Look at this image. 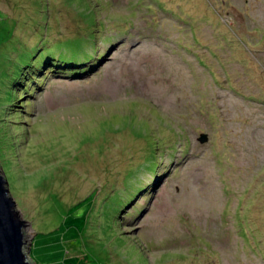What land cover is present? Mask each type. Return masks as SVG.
<instances>
[{
	"label": "rangeland",
	"instance_id": "1",
	"mask_svg": "<svg viewBox=\"0 0 264 264\" xmlns=\"http://www.w3.org/2000/svg\"><path fill=\"white\" fill-rule=\"evenodd\" d=\"M95 37L94 68L38 66L5 94L40 41L88 57ZM0 142L33 264H264V0H0ZM137 173L124 238L97 257L92 202L66 228L67 208Z\"/></svg>",
	"mask_w": 264,
	"mask_h": 264
},
{
	"label": "trees",
	"instance_id": "2",
	"mask_svg": "<svg viewBox=\"0 0 264 264\" xmlns=\"http://www.w3.org/2000/svg\"><path fill=\"white\" fill-rule=\"evenodd\" d=\"M104 2V1H103ZM106 3V2H104ZM107 4V3H106ZM109 17H113V13L110 15L107 14ZM116 21V20H115ZM123 28V26H121ZM118 28V27H116ZM105 37V36H104ZM96 38V37H95ZM52 39V38H51ZM87 40V42L84 41V50L82 52H85L86 55L89 57L90 56V52L85 51L86 48H89L90 44L92 43V45L95 48V42H93L90 39H85ZM39 44L43 45V51H45V55L40 56L39 57V53L37 54V50L39 49ZM39 44L37 45V48L32 51L31 53V57L28 58V60L23 63L22 65L18 64L16 65L14 68H12L11 70L9 69L8 71H11L12 74V78H11V82H10V88H6L5 90V94H7V96L12 97V99L15 98H21V96L23 95L24 92L26 91H31L34 85V78L35 77H31L32 74L36 75L40 69L37 68L38 66L41 67L43 65H47L49 66L48 68H53L56 66V68L58 69H62V65L64 66L67 65V69L65 72H72L75 74V71L78 72V69L76 70H71V66L72 63H75L74 65H81L83 63L78 64V60H80V53L81 51L75 50L73 46H71V44H67L68 45V50L65 51L63 48L64 43L60 42V41H53V40H48V41H40ZM88 53V54H87ZM86 57V56H84ZM87 58V57H86ZM46 71V68H45ZM25 72V75H30L31 78H28L24 81V78L22 79V83H20V77L21 74H23ZM38 77V76H37ZM40 78V77H39ZM12 102L8 103L7 105L11 104ZM16 105H14L15 108ZM17 114L22 113L21 110H17L16 111ZM16 115V114H15ZM15 115L13 116L14 118ZM2 142H0V148L3 147L1 145ZM1 151V149H0ZM157 166V162L156 160H153L152 162H150V164L148 165H144L143 169L140 171L142 174H144L145 172H149L153 175H155L156 173V167ZM109 168H107L110 171V168H112L111 166H107ZM115 174L113 173L111 177H114ZM139 174H136V178L133 180L132 183L128 184L127 180L133 176H135L134 174L128 176L127 178L124 179V183H125V194L121 195L118 190L117 192H108L103 190V194L101 195V191H100V185L99 186H95L93 188H91L89 191V194L86 196V198L82 197L81 199H78L77 202H74L70 207H68V212H70L71 215H68V217L65 218V222L63 223L64 226L63 227H71L74 222H76L78 220V217H75L73 215L74 211L76 210V208L81 205L84 202H89L91 203V205L95 208L96 212H95V225L92 231H95V235L93 233V235H91L90 238H92L94 240L93 245L91 246L92 251L96 252V256L98 257L99 255L103 256V254H101L104 250V243L106 242L107 244L111 245V244H115V242H117L120 238L119 235L123 236L124 238V233H121L120 230V223L118 224L120 216L119 214L121 213V210L123 209V207L128 204L127 201H129V199L133 196L139 195L141 194V191L145 185V181H144V177H139ZM138 176V177H137ZM6 178V177H5ZM116 181V180H115ZM103 183L107 184L109 186V181H104ZM133 188V190L131 191V189ZM120 191V190H119ZM99 195V198H96V195ZM145 195V194H143ZM55 209V208H53ZM66 210V209H65ZM63 210V211H65ZM58 212L57 210V214H58V219H60V217L62 216L61 213L63 212ZM67 211V210H66ZM65 211V212H66ZM64 212V213H65ZM65 216V215H64ZM112 225H116L115 228H112ZM58 228V227H57ZM54 229V230H57ZM44 230L41 229L40 232H38L40 235L43 234ZM48 233V231L46 233H44V235H46ZM118 234V235H116ZM125 242V240H124ZM124 242L119 245L118 247H116L114 249V251L118 252L119 254H121V250H122V245L124 244ZM33 245L31 246V252H34V255L37 257L38 256V248H35V243L33 241ZM139 255V261H141L139 264H147V262H145L146 258L145 256L140 253ZM32 256V255H31ZM33 257V256H32ZM34 258V257H33ZM35 259V258H34ZM116 261H120L119 259H116ZM119 263V262H118ZM66 264H68V262H66ZM71 264V263H69Z\"/></svg>",
	"mask_w": 264,
	"mask_h": 264
},
{
	"label": "water",
	"instance_id": "3",
	"mask_svg": "<svg viewBox=\"0 0 264 264\" xmlns=\"http://www.w3.org/2000/svg\"><path fill=\"white\" fill-rule=\"evenodd\" d=\"M201 141L205 135L201 134ZM16 202L9 191L7 179L0 169V264H33L27 260L23 227Z\"/></svg>",
	"mask_w": 264,
	"mask_h": 264
},
{
	"label": "clouds",
	"instance_id": "4",
	"mask_svg": "<svg viewBox=\"0 0 264 264\" xmlns=\"http://www.w3.org/2000/svg\"><path fill=\"white\" fill-rule=\"evenodd\" d=\"M113 28V27H112ZM102 39H104L103 37H101V39H99L98 40V43H100L99 41H101V42H103L102 41ZM96 41H97V38H95V49H96V52H93V53H91L90 54V56L89 57H87V58H84V57H80V60H78V64H80V63H83V64H81V65H74L75 63H72V66H71V70H76V69H78V71L80 70V72H83L84 70H88V68H94L96 65H97V59H99V57L101 56V55H103V53H101L99 50H98V48H97V45H96ZM113 41H114V39H113ZM113 41L111 42V44H113ZM110 42V41H109ZM62 67V69H58V68H56V70L57 71H60V72H62L61 74H67V75H71V74H74V73H70V72H65L66 71V69H67V65H65L64 64V66L62 65L61 66ZM86 70V71H87ZM94 70V69H93ZM91 71V70H90ZM75 74H78V75H80V73H77V71H75ZM74 78V77H73ZM38 80H40V79H38ZM202 134V133H201ZM200 139V138H199ZM2 170V169H1ZM4 174V173H3ZM5 176V175H4ZM9 191H10V189H9ZM143 196V195H142ZM27 260L30 262V263H32V260L30 259V257H29V255L27 254Z\"/></svg>",
	"mask_w": 264,
	"mask_h": 264
}]
</instances>
